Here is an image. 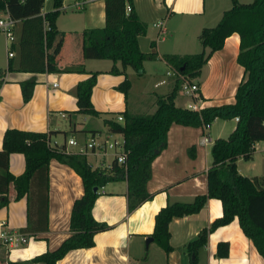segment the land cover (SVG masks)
Wrapping results in <instances>:
<instances>
[{"label":"crops","instance_id":"obj_1","mask_svg":"<svg viewBox=\"0 0 264 264\" xmlns=\"http://www.w3.org/2000/svg\"><path fill=\"white\" fill-rule=\"evenodd\" d=\"M247 3L251 0H238ZM82 2L79 8L74 3ZM134 9L140 20L147 24L146 34L138 39L139 48L156 57L143 62L138 74L130 67L124 74L109 73L113 66L103 63L107 59H86L81 54V33L88 28H101L105 24L104 0H63V7L56 19V27L64 36L48 51L59 66L83 62L85 72H43L29 73L8 70L9 62L17 64L18 53L10 45L14 55L6 53L0 60V149L6 129L50 133V145L66 147V152L81 154L80 150L95 138L97 146L84 154L93 168H110L115 155L123 150V137L111 133L104 124V118H116L117 113L127 110L131 113L150 114L156 109V97L168 94L177 80L173 70L164 59L166 54H194L202 50L198 35L204 27H213L223 12L232 5L230 0H133ZM49 11L45 2L42 13ZM7 16L5 11L1 15ZM162 21V31L155 22ZM20 24L15 21L14 35L18 39ZM198 41V43H197ZM209 52V48H205ZM239 35L228 36L220 50L213 52L194 77L199 86L201 99L196 102L202 108L231 104L235 101V90L243 76V67L237 62ZM154 62L166 68L167 78L155 80L153 88L167 85L165 92H156L149 86L152 76L148 64ZM116 66L121 69L120 63ZM151 71V70H150ZM97 72V81L92 89L91 103L100 112L99 116L79 113L76 104V86L90 73ZM125 76L130 80L128 95L117 90ZM136 78V81H134ZM36 80L29 101L22 98L20 82ZM138 86H137V83ZM55 84V85H54ZM135 94L132 106L131 93ZM180 90L175 98L177 106L186 107L191 97H184L187 105L180 104ZM184 100V99H183ZM134 107V110L132 108ZM102 122L101 127H92L91 120ZM236 118L215 119L207 133L212 139L201 143L202 126L173 124L167 132V146L154 158L147 190L151 199L129 211L127 203V182L116 178L103 185L92 209L93 217L105 222L109 228L95 234V244L89 248L69 251L57 264H190L191 255L186 245L198 237V233L222 216L220 200L209 198L197 213L173 219L169 224L172 251L168 254L154 239L146 245V238L154 229V217L168 203L191 202L197 195L207 193L206 172L211 165V146L214 140L226 138L236 127ZM90 125V126H89ZM78 136V138H77ZM74 139L77 144L69 143ZM117 142L113 147L109 145ZM193 148L191 156L190 148ZM111 149L112 152H108ZM99 156L97 165L89 160ZM112 156V160H107ZM25 169V157L13 153L9 159V170L20 175ZM237 171L249 178L264 179V141L253 145L251 157L237 160ZM264 187V184H263ZM83 194L81 177L69 166L51 160L49 164L48 228L34 234L21 230L27 225V199L23 197L0 208V231H19L29 241L18 248H11L0 240V264L22 262L47 250L56 249L70 235L69 219L73 201ZM9 196L14 197L11 188ZM1 200V198H0ZM220 242L228 244L225 257L217 255ZM197 264H264L251 239L241 230L237 218L229 224L219 226L207 235V242L197 250Z\"/></svg>","mask_w":264,"mask_h":264},{"label":"trees","instance_id":"obj_2","mask_svg":"<svg viewBox=\"0 0 264 264\" xmlns=\"http://www.w3.org/2000/svg\"><path fill=\"white\" fill-rule=\"evenodd\" d=\"M230 1L231 7L223 12L217 24L204 27L199 33L198 39L202 45L200 52L166 54L164 59L174 73L193 79L200 74L210 55L223 47L225 39L237 33V62L243 67V76L236 87L234 103L204 107L200 111L177 106L175 98L182 88V81L176 76L172 90L156 97L153 113H131L125 110L117 113L122 116V121L116 118L103 119L109 132L122 135L126 154L125 163H118L114 158L109 169L93 168L84 154L68 153L64 145L51 146L50 133L15 128L5 130L0 149V208L7 206L11 200L26 197L27 225L22 232L34 234L48 228L51 160L71 167L81 177L83 184V194L73 201L71 207L70 235L54 250L9 264H57L69 251L92 247L95 234L109 228L92 214L99 196L98 190L116 178H123L127 182L128 210L136 209L152 197L147 190L151 164L167 146V132L171 125L199 127L203 123L211 124L217 118L238 120L226 138L214 140L211 146L212 162L206 172L207 193L197 195L191 202H173L162 207L154 217L151 236L168 254L172 251L170 222L199 212L209 198H214L221 202L222 216L216 218L209 227L203 228L198 237L186 245L193 256L190 264H197V250L206 244L208 233L229 224L234 218H237L241 230L264 259V179L249 178L237 171V160L249 159L253 145L264 141V0L247 3ZM44 4V0H0V11H5L20 24L17 43L15 41L12 47L18 53L17 64L14 67L13 62H9L8 70L29 73L85 72L83 62L59 66L48 55L54 43L64 36V32L59 31L55 24L63 0H49V11L42 13ZM104 4V26L88 28L81 33L82 58L111 60L113 66L109 73L124 74V70L130 67L139 74L143 62L156 57L155 53H145L139 48L138 39L146 34L147 24L139 19L133 0H104ZM128 5L131 10L127 13ZM205 48H209V52ZM117 62L121 69L116 66ZM97 75V72L90 73L76 86L79 113L100 115L91 103ZM35 84L34 79L20 82L24 102L30 100ZM130 87L131 82L125 76L115 88L126 97ZM192 150L191 147V156ZM13 153H21L25 157V169L20 175H14L9 170V159ZM11 188L14 190L12 199L9 196ZM227 254L228 244L220 242L217 255L225 257Z\"/></svg>","mask_w":264,"mask_h":264},{"label":"built area","instance_id":"obj_3","mask_svg":"<svg viewBox=\"0 0 264 264\" xmlns=\"http://www.w3.org/2000/svg\"><path fill=\"white\" fill-rule=\"evenodd\" d=\"M48 1L49 0H44V3L48 2ZM82 4H83L82 2H76V3H74L73 6L79 8L80 6H82ZM62 8H64L63 5H62L61 9ZM130 10H131V7L128 5L126 7V12L128 13ZM154 24H155V26H157L162 31V29H163V22L162 21H157ZM14 27H15V20L10 18L8 14L4 18H0V31L5 35V39L7 40V43L9 45L8 46L9 57H12L14 55L12 49L10 48V45L16 41L15 35H14ZM174 74H177V73H174ZM177 77L179 79H181V81H182L181 87H182L183 93L189 95V97H191V99H192L191 103H188L187 108L194 110V111H200L202 109V106L196 103L201 99L200 93H199L200 92L199 86L193 81L194 79H190L187 76L177 74ZM116 118L118 121L123 120L121 115H118ZM236 120H238V118H236ZM210 125H211L210 123H203L202 124V137H201V143L202 144H208V143L212 142L211 137L207 133V130L210 128ZM69 143L72 145L77 144V142L74 139H70ZM116 144H117V142L115 141V142L111 143L109 145V147H113ZM97 145L98 144H97L95 138H91L90 141L82 148V150H80V153L86 154L87 151H90V149L91 150L95 149V147ZM115 158H116L118 163H125L126 154L122 150L121 152H119L115 155ZM102 188L103 187L100 188V192L103 193ZM98 193H99V191H98ZM0 240L4 244H6L7 246H9L11 248H18L21 245L27 244L29 241V238L26 234L19 232V231L1 230L0 231Z\"/></svg>","mask_w":264,"mask_h":264},{"label":"rangeland","instance_id":"obj_4","mask_svg":"<svg viewBox=\"0 0 264 264\" xmlns=\"http://www.w3.org/2000/svg\"><path fill=\"white\" fill-rule=\"evenodd\" d=\"M4 14L3 15H1V18H4ZM197 43H198V41H197ZM5 35L0 31V60L2 59V56H4L3 55V53L5 52L6 53V47H5ZM103 63H111V61H109V60H105ZM152 64H150V66H149V64H148V69L147 70H149L148 72H150L151 74H152V76H151V78H150V80H149V86H150V88L152 89L153 88V84H154V82H155V80H157V79H159V78H162V77H164V78H167V76L165 75V72H166V68L164 67V66H162V65H156V64H154V62H151ZM151 70V71H150ZM175 77L177 76L176 74H173ZM135 80L134 81H136V78H134ZM194 81V80H193ZM137 83V82H136ZM137 86H138V83H137ZM154 90H156V92H165V91H167L168 90V88H167V85L166 84H163V85H161V86H159V87H157V88H153ZM180 99L178 100V102L180 103V104H184V105H187V100L188 99H185L187 96L189 97V95H187V94H184L183 93V90H182V88L180 89ZM134 96H135V94H134V92L133 93H131L130 94V96H129V102H131L130 104L132 105V106H134L135 105V103H134V101H133V99H134ZM186 96V97H185ZM185 97V98H184ZM184 99V100H183ZM134 110V107L132 108V110L131 111H133ZM117 119V118H116ZM91 126L92 127H101V125H102V122L100 121V120H98V119H96V118H93L92 120H91ZM90 126V125H89ZM77 138H78V136H77ZM108 152H112V150L111 149H108ZM90 159L89 160H92V161H94V164H96L97 165V163H98V161L97 160H99V156L97 157V159L96 158H92L91 156H88ZM107 160H112V156H107Z\"/></svg>","mask_w":264,"mask_h":264},{"label":"water","instance_id":"obj_5","mask_svg":"<svg viewBox=\"0 0 264 264\" xmlns=\"http://www.w3.org/2000/svg\"><path fill=\"white\" fill-rule=\"evenodd\" d=\"M94 190L96 191L97 188H94ZM151 241H153V237L152 236L147 237L145 241L146 245H148Z\"/></svg>","mask_w":264,"mask_h":264}]
</instances>
